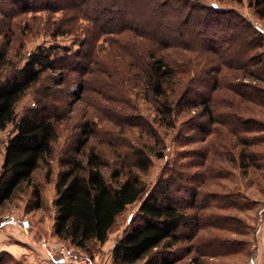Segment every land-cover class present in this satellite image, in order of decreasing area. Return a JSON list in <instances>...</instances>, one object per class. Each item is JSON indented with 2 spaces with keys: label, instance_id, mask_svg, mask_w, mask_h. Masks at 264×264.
<instances>
[{
  "label": "trees",
  "instance_id": "16d2710c",
  "mask_svg": "<svg viewBox=\"0 0 264 264\" xmlns=\"http://www.w3.org/2000/svg\"><path fill=\"white\" fill-rule=\"evenodd\" d=\"M8 1L0 0L3 17L15 13L22 2H30L11 0L16 3V8L5 10L3 6ZM45 1L39 9H53L54 13L63 11L65 15L61 20L63 27L56 24L51 30L53 36L71 34L75 26L82 23L81 48L74 54L67 51L61 55L54 46H39L29 53L23 66L11 68L7 51L0 47V131L15 125V133L5 146L0 169V208L21 185L32 180L40 163L51 155L60 125L66 120V107L60 106L57 95L60 90L50 94V85H68L71 79L68 75L72 72L94 73L90 65L96 59L101 40L112 47L132 45L140 54L137 60L147 56V61L142 62L145 75L143 78L132 74L134 78H119L113 86L118 95L112 100L107 98L111 103L108 108L113 111L112 117H98L100 121L96 122L91 116L92 123L79 126L86 144L65 160L58 174L54 236L93 258V247L108 242L127 207L141 202L137 215L114 244V264H135L148 256V264H176L181 257L173 250L161 251L163 247L166 245V249H172L184 242L182 230L195 237L196 232L207 226L201 213L210 205V200L204 198L202 204L199 202L198 187L202 183L198 179L220 175L215 174L209 155L213 152L214 156L217 153L226 155L238 164L245 177L251 170L262 169L264 119L256 115L254 106L264 112V86L257 84H264V33L261 34L242 16L191 0ZM249 3L264 28V0H249ZM114 36L117 39L111 38ZM162 48L189 50L198 55L212 51L215 52L214 62H202L199 58L201 64L195 66L197 70L191 71L193 76L185 84L183 78H176L179 73L174 66L176 61L171 64L165 55H157ZM181 62L183 60L178 61ZM224 71L230 78L222 77ZM49 72L58 73L59 82L45 78ZM250 76L252 78H246ZM85 79L88 78H79L80 84L89 86L90 80ZM95 82L104 84L101 78ZM39 84L48 87H44L46 90L41 92L34 108L18 116L17 105ZM140 93L153 105L151 108L157 115L144 116L151 119L146 121L148 125L157 123L173 129L178 122H183L188 135L186 142L207 143L205 148L190 150L193 158H187L186 167L181 164L180 171L173 168L171 174L160 178L150 190L140 173L152 166L153 152L147 149L149 144H136L125 134L126 129L138 125L135 118L140 110L137 103ZM108 119L109 134L115 133L121 138L118 143L108 141L115 161L110 166L109 156L104 155L102 149L93 144L86 146L96 137L94 124ZM156 133L155 129L153 134L149 133L155 145L160 142ZM157 157L163 159V152H157ZM200 167L204 169L202 174L196 171ZM107 170L109 176H106ZM33 194L36 207H40L39 189L36 188ZM213 195L217 193L211 192L208 196ZM227 204L219 201L218 206L227 208ZM243 207L244 204L239 206ZM232 227L238 228V224ZM187 241L190 242L185 250L187 254L195 251L198 256L216 259L237 256L247 246L245 241L211 240L208 244L215 242L217 247L208 248V253L204 254L199 251L200 240ZM5 256L10 261L3 260ZM0 264H22V261L3 252Z\"/></svg>",
  "mask_w": 264,
  "mask_h": 264
},
{
  "label": "rangeland",
  "instance_id": "374dc122",
  "mask_svg": "<svg viewBox=\"0 0 264 264\" xmlns=\"http://www.w3.org/2000/svg\"><path fill=\"white\" fill-rule=\"evenodd\" d=\"M191 1L242 16L261 34L264 33L255 25V23H261L262 21L256 16L249 0H241L240 3L234 0ZM43 3H46V1L30 0L29 4L22 2L20 7L22 9H16L15 13L13 12L9 17H3L0 14V30L3 29V31H0V47L7 51L11 68L23 66L29 53L39 46H54L61 55L67 51L74 54L81 48L79 42L83 38L80 31L82 23L76 25V29H73L71 34L53 36L51 30L56 27V24L63 27L61 20L64 19L65 15H63V11L54 13L53 9H39V5ZM15 4L10 0L3 8L5 10L16 8ZM27 6H30V8L27 9ZM6 28L9 31H6ZM111 38L117 39V36ZM101 41L98 43L96 59L90 65V70L94 73L82 75V73L72 72L68 75V78H71L68 85L58 86L55 83L50 85L52 88L50 94H53L54 90H60L57 95L61 103L60 106L66 107L64 108L66 110V120L60 125L59 135L54 142L51 155L40 163L33 174L32 180L21 185L14 196L0 208V258L3 252L9 253L6 250L7 247L31 240V245L27 246L26 244V247L33 254L43 258L40 264H67L60 262V254L63 250L65 252L73 249L74 252L80 251L85 254L89 264H114L112 257L114 244L118 238L123 236L125 229L138 213L141 202L128 206L126 211L119 217L108 242L93 247L95 253L93 258H90V255L86 252L78 250L54 236L53 227L56 215L54 200L58 174L62 171L65 160L76 154L77 150L83 144H86V138L80 133L79 126L86 122L92 123L91 116L95 117L94 121L96 122L100 121L99 118L101 117L104 119L105 115L109 119L112 117L113 111L108 108V104L111 103H108L107 98L112 100L114 96L118 95L117 88L113 86L119 78H143L142 76L145 75V65L142 62L147 61V56L144 55L142 59L137 60L140 54L137 53L134 46L117 44L112 47L104 40ZM151 50L155 52L154 49ZM214 53L207 51L205 54L198 55L189 50L162 48L157 55H165L166 60L171 64L172 61H176L174 66L179 70L176 78H183L182 83L186 84L193 76L191 71H196L195 66L201 64L199 58L202 62L211 63L214 62ZM179 60H183V62L178 63ZM136 63L140 64L136 65ZM46 76L45 78H54L59 82L58 73L49 72ZM222 77L230 78L225 71L222 73ZM79 78H88L85 80H90L89 86L80 84ZM97 78H101L104 84L99 85L96 83ZM246 78H252V76ZM111 84L113 85L109 90ZM257 84L264 86L260 82H257ZM45 86L48 87L39 84L27 93L17 105L16 112L18 116H21L27 109L35 107L41 92L46 90ZM142 95L143 93H140L137 100L140 110L137 111L135 121L138 122V125L136 128L126 129L125 134L136 144L144 142L149 144L147 149L153 152L151 154L152 166L146 172L140 173L141 179L150 190L160 178L171 174L173 168L176 169L181 164L186 167L187 158H193L192 153L189 152L190 150L205 148L207 143L199 141L190 144L186 142L185 137L188 135L183 122H178L173 129L163 127L157 123L148 125L146 121L151 119L144 116L151 118L157 117V115L151 108L153 105ZM254 107L257 109L256 115L264 119V112L260 111L258 107ZM91 112H93V115ZM109 119L96 123L97 125L94 124L96 126V137L92 138L86 146L89 147L93 144L102 149L104 155L109 156L110 166L115 161L108 141L118 143L121 138L117 137L115 133L109 134L107 127ZM152 129L157 132L156 136L160 139L159 144L157 142L155 145L152 139L149 138V133L153 134ZM14 133L15 125L13 124L9 125L6 130L0 131V169L4 159L5 146ZM101 139H103V143H101ZM157 152H163L164 158L159 159ZM208 160L209 163L213 164L215 174L220 175L216 177L211 175L205 180L198 179V182L202 183L198 187L199 202L202 204L204 198L210 200V205L203 209L201 213L207 226L196 232L195 237H190L187 231L182 230L185 233L182 240L185 241L172 249H166L165 245L161 251H176V255L181 257V260L176 264H264V225L262 223L264 219V161L261 170H251L250 174L245 177L242 175L238 164L230 161L224 154L217 153L214 156L213 152V155H209ZM193 171L194 169H191V172ZM196 171L202 174L204 169L200 167L196 168ZM106 172V176H109L108 170ZM36 188L39 189L41 194L40 207H36V199L33 194ZM211 192L217 193V195H213L214 197L208 196ZM219 201H226L228 207L221 209L218 206ZM241 204H244L245 207L239 208ZM235 223L238 224V228L232 227ZM187 240H196L195 242L200 240L202 245L199 246V251L204 254L208 253L209 249L217 247L215 242L208 244L211 240L245 241L247 246L244 252L237 256L216 259L198 256L199 254L195 251L187 254L185 250L190 245ZM11 255L15 257L13 254ZM251 255L253 258H250ZM194 257H199V259L195 260ZM15 258L21 260L22 264H29L26 258ZM3 260H9V258L5 256ZM149 260L150 256L135 264H148Z\"/></svg>",
  "mask_w": 264,
  "mask_h": 264
},
{
  "label": "crops",
  "instance_id": "0c3cea01",
  "mask_svg": "<svg viewBox=\"0 0 264 264\" xmlns=\"http://www.w3.org/2000/svg\"><path fill=\"white\" fill-rule=\"evenodd\" d=\"M31 245V240H27L26 242H23L22 244H16V245H12L10 247H7V251L11 254H13L15 257H22V258H26L28 260L29 264H40L41 261L43 260V258H40V256L33 254L29 249H27L26 247ZM35 244V242H34ZM44 248H46V246H44ZM47 250V248H46ZM47 253V251H46ZM48 256V254H47ZM51 256L49 255V258Z\"/></svg>",
  "mask_w": 264,
  "mask_h": 264
},
{
  "label": "built area",
  "instance_id": "2783aa9c",
  "mask_svg": "<svg viewBox=\"0 0 264 264\" xmlns=\"http://www.w3.org/2000/svg\"><path fill=\"white\" fill-rule=\"evenodd\" d=\"M255 25L257 26V28L259 30L264 31L263 22H261V23L257 22V23H255ZM262 223L264 225V219L262 220ZM73 250H70V251L67 250L65 252L63 250L60 254V257H59L60 262H65L67 264H89L85 254H83L80 251L74 252L75 250L74 251Z\"/></svg>",
  "mask_w": 264,
  "mask_h": 264
}]
</instances>
